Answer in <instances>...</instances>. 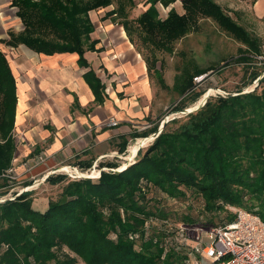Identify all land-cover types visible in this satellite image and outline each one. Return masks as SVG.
<instances>
[{
    "label": "trees",
    "instance_id": "trees-1",
    "mask_svg": "<svg viewBox=\"0 0 264 264\" xmlns=\"http://www.w3.org/2000/svg\"><path fill=\"white\" fill-rule=\"evenodd\" d=\"M11 1L24 28L10 31V39L0 38V44L23 43L46 54L77 52L86 67L85 46L94 30L90 11L113 4V0ZM174 1L148 0L149 7L136 19L143 45L151 51L145 57L149 73L155 72L160 86L169 87L157 68V52L173 53L174 44L197 29L202 18L214 20L245 45L236 61L249 65L248 81L236 91L210 95L198 109L179 117L206 92L197 90L195 77L215 68L185 64L172 86L182 98L168 111L177 116L160 132L162 119L134 135L156 137L126 168L119 169L117 161H100L98 177L49 175L46 182L52 186L68 181L57 199L49 198L45 210L34 206V190L15 192L0 202V264H184L190 256L178 248H184L181 225L230 221L234 218L230 206L256 212L264 221V58L258 57L264 54L262 39L216 0H183V14L171 8L162 18L158 3L169 6ZM119 11L124 13V7L108 14ZM121 23L134 44L132 21L124 17ZM84 76L102 101V83L95 71ZM16 106V79L0 48V188L10 181L5 173L17 148ZM128 144L126 138L121 141V154L127 153ZM75 165L88 170L94 161ZM190 195L210 214L209 220L201 219V211L197 216L192 213ZM171 201L184 203L189 211L175 212Z\"/></svg>",
    "mask_w": 264,
    "mask_h": 264
},
{
    "label": "crops",
    "instance_id": "crops-1",
    "mask_svg": "<svg viewBox=\"0 0 264 264\" xmlns=\"http://www.w3.org/2000/svg\"><path fill=\"white\" fill-rule=\"evenodd\" d=\"M252 8L264 22V0H254ZM17 10L11 0H0V31H7L0 32V38L10 39L9 30L17 24L21 27L16 32L23 30ZM90 17L94 30L85 46L88 67L79 63L77 52L46 54L23 43L0 44L17 86L13 129L17 148L12 166L20 171L25 168L28 175L49 168L47 176L55 163L64 160H71L73 166L80 161H94L96 166L100 161H117L122 165L124 159L130 160L119 151L121 141L128 139L129 147L137 138L134 135L155 124L156 93L145 58L114 16H99L97 10H91ZM259 37L264 50V37ZM90 69L101 80L102 101L85 79ZM112 118L118 124L112 125ZM40 154L45 156L43 162L38 161ZM17 162L22 164L15 166ZM39 202L43 204L37 209L48 207V201Z\"/></svg>",
    "mask_w": 264,
    "mask_h": 264
},
{
    "label": "rangeland",
    "instance_id": "rangeland-1",
    "mask_svg": "<svg viewBox=\"0 0 264 264\" xmlns=\"http://www.w3.org/2000/svg\"><path fill=\"white\" fill-rule=\"evenodd\" d=\"M218 3L222 4V6L229 11V13L237 19L241 24L247 27L253 34L259 35L262 38L264 37V22L259 19L252 8V3L254 0H216ZM150 3L148 0H135V4L131 5L127 0H113V4L101 7L98 9H94L98 11V15L102 16L104 13L107 14L109 17H113L118 19V21L122 22L124 17H127L129 20L132 21L133 25V35L135 39L134 46L139 50L142 56L145 58L150 56V48L148 46H144L142 42V38L140 35V31L137 28V17L149 7ZM119 6L124 7V13L119 11V15L114 14L113 16L108 15L112 9H117ZM158 8L160 11V16L165 18L168 15V12L171 8H175L179 13L183 14L185 9L183 8V0H176L171 3L169 6H164L161 2L158 3ZM101 9V14L99 10ZM21 27V23L14 29V32L18 31L17 29ZM9 30V29H8ZM6 29L0 31L4 32ZM11 31V30H9ZM7 33V31H6ZM17 33V32H16ZM175 49L173 53L167 52H157V56L159 61L157 63V68L161 69L163 75L165 77L166 82L168 83V88H162L160 83L158 82L157 75L155 72H151V79L154 83L155 93H156V113L154 114V118L152 119L158 122L162 119V123L165 120H169L177 116V114H168V111L173 108L178 101L181 100L182 97L178 93H176L172 86L175 82L176 75L180 74L182 67L187 64L188 62L194 63V65H198L201 68L206 67H215L214 69L210 70L209 72L203 75L202 80L198 84L199 89H206L207 91H211L210 95H217V94H225L229 91H236L240 88L246 81H248L250 70L248 68V64L244 62L236 61V58L239 55V49L241 47H245L239 40L235 39L232 35L227 33L223 30L214 20L210 18H202L200 20V24L197 29L192 30L189 32L185 37L178 40L175 44ZM259 58L263 59L264 54L258 56ZM264 60V59H263ZM260 67H262V63H258ZM198 75V76H201ZM253 85H250L246 88V90H251L254 88ZM205 92V93H206ZM205 95V94H204ZM204 95L198 99V101L190 104V107H197L203 105V103L207 99H203ZM202 100V101H201ZM201 101V103H200ZM200 103V104H199ZM186 113L180 112L178 114L179 117L184 116ZM118 122V121H117ZM118 124V123H117ZM142 137L134 138L124 157L127 159V156L130 153V146L139 140ZM146 138V137H144ZM21 141V140H20ZM151 137L148 138L146 145L140 147H146L151 142ZM19 142V141H18ZM45 160V156H44ZM123 160V159H122ZM129 160V159H128ZM131 161V160H130ZM124 162H128L124 159ZM22 162H17L14 164L15 166L21 165ZM99 164V163H98ZM93 165L91 169L83 170L78 166L71 165V160H64L55 163L50 169L54 171L53 173H70V169L63 170L60 169L63 166L71 167V172L75 173V169L77 168L79 171L83 172V174L87 175L90 172L91 175L93 170H99V166ZM75 167V168H73ZM18 170L15 167V175L16 178H10V181L5 183L0 188V199L3 197H10L13 196L15 192L21 191L23 188L27 187L28 190L35 191V197L37 198L36 203L34 204L35 207L41 206L43 203H40V200L48 201L49 198L52 196L54 199H57V195L62 190V185L66 184L67 181L63 182L60 185L52 186L46 182L44 179V175L47 173V170L43 172H36L34 170L28 172L30 175L27 174L26 171ZM77 170V171H78ZM68 171V172H67ZM46 172V173H45ZM52 173V174H53ZM85 175L81 176L84 177ZM97 175V174H96ZM25 183H29V185H25ZM5 194V195H4ZM57 196V197H56ZM35 198V199H36ZM191 204H193V208L191 209L194 215H200L202 213V218L204 220H209L211 218L210 214L206 211L204 212L202 209L198 207V199L195 198L194 195L189 196ZM40 203V204H39ZM170 205L174 207V211L178 213H187L189 211L186 208L185 204H180L179 202L171 201ZM197 211H201L198 213ZM223 215V214H222ZM208 226V225H206ZM81 264H83L81 262Z\"/></svg>",
    "mask_w": 264,
    "mask_h": 264
},
{
    "label": "built area",
    "instance_id": "built-area-1",
    "mask_svg": "<svg viewBox=\"0 0 264 264\" xmlns=\"http://www.w3.org/2000/svg\"><path fill=\"white\" fill-rule=\"evenodd\" d=\"M202 78L203 75L197 76L195 80L200 82ZM110 122L112 125L118 123L115 118H112ZM150 137L153 140L156 134ZM38 161H44L43 154L38 156ZM72 170H75V173L71 172V169L68 173L71 177L85 175L77 168ZM5 175L16 178L15 168L10 167ZM21 191H18V194ZM229 208L234 213V218L230 221L208 226L181 225L179 227L180 240L184 248H181V245L178 248L184 249L190 256L184 264H264L263 219L256 212L241 207L230 206Z\"/></svg>",
    "mask_w": 264,
    "mask_h": 264
},
{
    "label": "bare ground",
    "instance_id": "bare-ground-1",
    "mask_svg": "<svg viewBox=\"0 0 264 264\" xmlns=\"http://www.w3.org/2000/svg\"><path fill=\"white\" fill-rule=\"evenodd\" d=\"M210 92H211V91H207V92L205 93V96L202 98V100L205 99V98L210 94ZM202 100H201V101H202ZM201 101H200V103H201ZM200 103H199V104H200ZM192 108H193V107H190L189 109H192ZM147 140H148V138H141V139L139 140V142H136V143L132 144V145L130 146V153H129V155L127 156V159L133 161L134 158L136 157L137 153H138L139 147H140V146H144V145H146ZM128 164H129V161H128V162H125L124 164H122L120 168H121V169H124V168H126V167L128 166ZM60 169L67 170V169H71V168L68 167V166H67V167L64 166L63 168H60ZM98 173H99L98 170L94 169L93 172H92L93 175H91L90 172H88V174L85 175V176H87V177H96V176L98 175ZM96 174H97V175H96Z\"/></svg>",
    "mask_w": 264,
    "mask_h": 264
},
{
    "label": "water",
    "instance_id": "water-1",
    "mask_svg": "<svg viewBox=\"0 0 264 264\" xmlns=\"http://www.w3.org/2000/svg\"><path fill=\"white\" fill-rule=\"evenodd\" d=\"M256 82H258V81H256ZM252 90V89H251ZM205 96V95H204ZM210 96V94L205 98V99H208V97ZM206 102V101H205ZM204 102V103H205ZM203 103V104H204ZM200 107V105L199 106H197V107H195V108H192V109H189V108H187V109H185L184 111H182L183 113H187V112H191V111H193V110H196V109H198ZM168 120H165V121H163V123L161 124V126H160V129H159V132L162 130V128H163V126H164V123L165 122H167ZM140 148H142V147H139V149ZM135 159V158H134ZM135 160H133V162H134ZM129 162H132V161H129ZM131 164V163H130ZM129 165V164H128ZM64 167V166H63ZM63 167H61V168H63ZM119 169H121V168H119ZM53 172H50V173H48V175L44 178V179H46L49 175H51ZM101 174V171L98 173V175L96 176V177H98L99 175ZM84 177H87V176H84ZM26 190H28V188L27 187H25L21 192H23V191H26ZM20 192V193H21ZM6 198H8V197H3L2 199H0V202L1 201H4Z\"/></svg>",
    "mask_w": 264,
    "mask_h": 264
}]
</instances>
